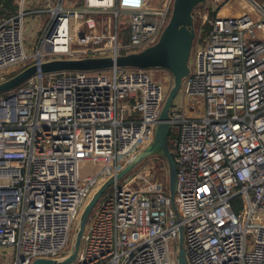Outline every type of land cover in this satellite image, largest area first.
<instances>
[{"label":"built area","instance_id":"1","mask_svg":"<svg viewBox=\"0 0 264 264\" xmlns=\"http://www.w3.org/2000/svg\"><path fill=\"white\" fill-rule=\"evenodd\" d=\"M81 1L44 0L49 17L28 53L19 0L0 21V79L33 62L140 51L159 39L173 2L156 9L149 0ZM228 1L204 4L190 74L170 110L189 264H264V5L246 0L248 12L223 15ZM104 12L115 21L90 15ZM160 70L167 84L149 69L119 67L37 74L0 94V264L71 253L93 193L153 139L173 85ZM87 160L102 167L83 180L78 165ZM163 167L155 189L128 178L102 194L71 264H179L180 222ZM136 175L137 183L152 178Z\"/></svg>","mask_w":264,"mask_h":264},{"label":"water","instance_id":"2","mask_svg":"<svg viewBox=\"0 0 264 264\" xmlns=\"http://www.w3.org/2000/svg\"><path fill=\"white\" fill-rule=\"evenodd\" d=\"M207 0H173L169 20L159 39L152 45L135 52L116 55H86L80 57L54 58L42 62H33L10 77L0 79V94L17 88L37 74H54L64 71H96L119 67L138 69H163L168 71L173 79V85L166 98L159 119L155 124L152 141L121 168L115 175L108 178L92 195L86 204L75 229L71 253L61 259L37 258L32 264H71L75 261L80 249L88 218L102 194L120 179L128 175L145 158L151 155L162 156L168 166L169 196L177 221L179 231V264H189L184 245V227L175 201L178 184L177 164L174 160L170 133L171 106L185 78L190 74V57L196 39L195 11ZM160 6L157 5L156 9Z\"/></svg>","mask_w":264,"mask_h":264},{"label":"rangeland","instance_id":"3","mask_svg":"<svg viewBox=\"0 0 264 264\" xmlns=\"http://www.w3.org/2000/svg\"><path fill=\"white\" fill-rule=\"evenodd\" d=\"M70 2L73 3H77V5H81L82 1L81 0H69ZM77 1V2H76ZM165 0H149V3L151 6H153L154 8H156L157 5L161 6L164 3ZM244 4L242 3L241 0H229L226 4H224L223 6H220V9L226 11V9H230L233 10L235 9V11H240L241 13L244 12H248L245 11L247 9L246 5L249 6V3L246 0H243ZM258 2L264 4V0H257ZM44 0H26L25 3V9L27 12L26 15V33H28L27 35V40H26V51L28 53H31L32 50H34L38 37L41 36V32L42 29L45 26V21L48 20L49 14L47 12L44 11ZM206 6L204 5H200L199 7H197L196 11H195V28H196V33L199 34V31L203 25V14L206 12V9L204 8ZM171 13V12H170ZM215 13L212 12L211 9L209 10V16L208 19L205 20V24L208 25V20L210 18V14ZM91 16L99 19H104L106 22H109L110 20L112 22L115 21V16L113 14L110 13H92L90 14ZM170 17V15H169ZM169 20V18H168ZM167 20V22H168ZM207 27H205L206 29ZM123 34L121 36V38L125 41L128 42L129 40V31L127 30H123ZM94 33L98 34L101 33V28L98 27L95 29ZM33 42V43H32ZM33 44V45H32ZM7 72H11L9 70L6 71ZM151 74L153 75V77L156 80L162 81L165 84H167L168 82V78L165 74L164 71L158 69V70H153L151 69ZM171 139V138H170ZM142 149V146L140 148V150ZM133 156L130 155L128 157V159H130ZM127 159V160H128ZM167 164L165 159L160 156V155H151L147 158H145L141 163H139V165L137 167H135V169L133 171H131L128 175H126L125 177H123L122 179L119 180L120 183L127 181L128 178H130L131 183L134 185H138V186H142L144 188H156L158 184H162L164 181V165ZM123 164L120 165V167H122ZM102 165L100 163H93L91 161H80L78 168H79V174L81 176V178L83 180H86V178L91 177L93 175H95L96 173H98L101 169ZM138 172H142L143 174H146L147 172H149V176H152V178L150 179H140L137 181H135V179L137 178V173ZM166 177H168V175H165ZM100 183V182H99ZM98 183V184H99ZM102 184V183H101ZM166 188L169 189V179H168V184L166 185ZM236 202L237 205L239 207H241L242 205V201H241V197H237L236 198ZM236 211H238V208H235ZM252 238L248 237V241L249 243L251 242Z\"/></svg>","mask_w":264,"mask_h":264},{"label":"trees","instance_id":"4","mask_svg":"<svg viewBox=\"0 0 264 264\" xmlns=\"http://www.w3.org/2000/svg\"><path fill=\"white\" fill-rule=\"evenodd\" d=\"M18 8H19L18 0H0V21L4 18L11 17L12 15H14L16 13V11L18 10ZM213 15H214V13H212V16ZM18 71L19 70L12 72V73H9L5 77H10V76L14 75L15 73H17ZM170 146L172 148L171 139H170ZM135 154H138V151H136ZM134 156L135 155H133L132 157H134ZM130 159L125 160L122 166L123 167L126 166V164L130 161Z\"/></svg>","mask_w":264,"mask_h":264},{"label":"crops","instance_id":"5","mask_svg":"<svg viewBox=\"0 0 264 264\" xmlns=\"http://www.w3.org/2000/svg\"><path fill=\"white\" fill-rule=\"evenodd\" d=\"M165 1H167V0H165ZM242 1V3L244 4V1L243 0H241ZM18 4H19V0H18ZM264 5V4H263ZM246 7H247V9L245 10V11H248L249 10V6H247L246 5ZM17 12V11H16ZM243 12H244V10H243ZM220 13L221 14H223V15H238V14H241V12L240 11H235V9H233V10H230V9H226V11H224V10H220ZM25 27H26V24H25ZM25 33H26V29H25ZM28 35V33H26V36Z\"/></svg>","mask_w":264,"mask_h":264},{"label":"bare ground","instance_id":"6","mask_svg":"<svg viewBox=\"0 0 264 264\" xmlns=\"http://www.w3.org/2000/svg\"><path fill=\"white\" fill-rule=\"evenodd\" d=\"M203 16V15H202Z\"/></svg>","mask_w":264,"mask_h":264}]
</instances>
